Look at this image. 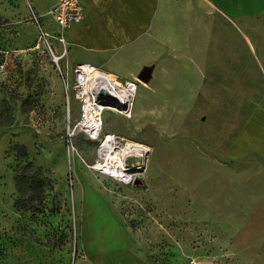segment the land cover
<instances>
[{"label": "rangeland", "instance_id": "374dc122", "mask_svg": "<svg viewBox=\"0 0 264 264\" xmlns=\"http://www.w3.org/2000/svg\"><path fill=\"white\" fill-rule=\"evenodd\" d=\"M55 3L0 0V264H264L261 58L222 41L238 69L253 58L230 92L215 87L236 70L215 60L213 28H182L168 59L122 51L136 75H111L138 83L133 117L105 110L102 136L148 152L125 184L91 168L103 137L74 131L79 50L58 59Z\"/></svg>", "mask_w": 264, "mask_h": 264}, {"label": "crops", "instance_id": "0c3cea01", "mask_svg": "<svg viewBox=\"0 0 264 264\" xmlns=\"http://www.w3.org/2000/svg\"><path fill=\"white\" fill-rule=\"evenodd\" d=\"M82 4V20L66 29L63 35L65 47L79 50L75 55L77 66L88 64L109 76H135L119 70L126 69L128 60L122 51L127 47L135 54L146 49L145 54L153 60L168 59V54L180 51L175 44L181 42L178 39L181 29L197 27L213 28L214 57L219 63L223 57L227 58L221 52L222 41L242 40L252 56L261 58L257 68L264 77V0H82ZM57 29L58 33V26ZM72 51L67 54L71 56ZM226 56L234 59L235 64L231 65L236 71L230 74L234 78L229 79V86L219 80L215 87H229L230 92H235L239 70L246 75L251 73L253 58H250L251 67L245 62V66L238 69L236 65L243 58L237 46ZM147 67L153 69V76L155 66H145L142 70ZM219 74L215 72L216 77Z\"/></svg>", "mask_w": 264, "mask_h": 264}, {"label": "bare ground", "instance_id": "6f19581e", "mask_svg": "<svg viewBox=\"0 0 264 264\" xmlns=\"http://www.w3.org/2000/svg\"><path fill=\"white\" fill-rule=\"evenodd\" d=\"M77 73V86H78V98L84 102V116L76 126L78 130L84 133H90L92 136L89 138L96 139L101 130V124L103 125L102 118L100 117L101 109L103 106L98 104V100H107L106 97L102 98L99 96V92L103 90L105 93H111L117 98L123 99L126 96H133V104H135L136 93L138 91V84L136 81L126 80L124 82H118L113 76H109L102 71L95 69V67L88 64H81L76 68ZM127 82L133 83L136 87L135 93L127 87ZM105 109H111L106 107ZM119 113V112H118ZM118 141L122 139H117L116 136H106V140L102 141L103 144L99 149V155L101 161L98 167H102L109 173H112L116 179L127 182L129 178L126 177L122 171L128 163L133 162L136 169L142 168L147 153L142 148H134L129 150L126 145L119 146L118 150H115L114 145L118 144ZM114 149V150H113ZM112 166L110 167V165Z\"/></svg>", "mask_w": 264, "mask_h": 264}, {"label": "built area", "instance_id": "2783aa9c", "mask_svg": "<svg viewBox=\"0 0 264 264\" xmlns=\"http://www.w3.org/2000/svg\"><path fill=\"white\" fill-rule=\"evenodd\" d=\"M54 23L58 26L59 31L56 35V40L58 42V44H61L64 48L62 50V52L60 53V55H58V59H62L65 56H67V48L65 47V41H64V31L68 28H70L73 24L78 23L82 20L83 18V4H82V0H58L55 5L49 10L48 12ZM34 21H36L38 23L39 18L35 16V18L33 19ZM44 36H48L47 33L44 34ZM133 83H129L127 82V87L129 89H131V91L133 93H135L136 91V87L135 85H133ZM138 84V83H137ZM133 96H126L123 99L118 98L120 105H116V106H108L104 103H108L107 100L103 99V100H98V104H100L101 106H103L104 109H101V113H104L106 107H113L114 110H116L117 112H119L120 114H122L125 118L127 119H131L133 117V108H134V104H133ZM104 102V103H103ZM83 105L81 107V111H82V118L84 116V102H82ZM112 109V108H111ZM101 118L100 117V122H101ZM82 120V119H81ZM101 130L100 133L98 134V136L96 137V140H99L102 138L101 140V146L103 144L102 141L106 140V135L104 134L102 136V124H101ZM74 131H78V127L75 126ZM87 134L88 137H91L92 135L90 133H85ZM114 136H116L118 139L121 137L117 136L114 134ZM93 140V139H92ZM120 141H118V144L114 145L115 150L119 149L120 146ZM114 150V149H113ZM100 162V161H99ZM98 161H96V163L91 167L93 170L98 171L100 173H102L105 176L111 177L116 179L114 176H112V173H109L105 170L104 167H102L101 169L98 167L99 164ZM112 166V164L110 165V167ZM133 162H130V164L128 163L124 168L122 167V171L124 172V174L126 175L127 178H129V180L127 182H124L125 184H129L134 182L135 180H137V177L135 178V174L134 172H137L138 169H136ZM141 169V167L139 168ZM118 180V179H116ZM120 181V180H118ZM123 182V181H122Z\"/></svg>", "mask_w": 264, "mask_h": 264}, {"label": "water", "instance_id": "95a60500", "mask_svg": "<svg viewBox=\"0 0 264 264\" xmlns=\"http://www.w3.org/2000/svg\"><path fill=\"white\" fill-rule=\"evenodd\" d=\"M152 70L153 69L151 67H147V68L143 69L142 72L137 77L138 82L142 81L144 83H147V81H149V79H151V77H152V75H151ZM99 96L102 98L106 97L107 102H108L107 104L110 106L120 105L118 98L116 96L112 95L111 93H105L103 90H101L99 92ZM142 169L143 168L138 169L137 171H141ZM139 183H140L139 180H137L135 182V184H139Z\"/></svg>", "mask_w": 264, "mask_h": 264}]
</instances>
